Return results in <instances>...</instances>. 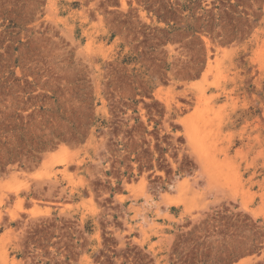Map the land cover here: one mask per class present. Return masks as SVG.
<instances>
[{"label": "rangeland", "instance_id": "1", "mask_svg": "<svg viewBox=\"0 0 264 264\" xmlns=\"http://www.w3.org/2000/svg\"><path fill=\"white\" fill-rule=\"evenodd\" d=\"M0 264H264V0H0Z\"/></svg>", "mask_w": 264, "mask_h": 264}]
</instances>
